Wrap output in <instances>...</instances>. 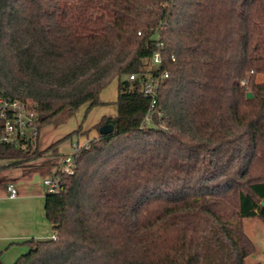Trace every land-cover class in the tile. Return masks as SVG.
<instances>
[{"label": "trees", "instance_id": "1", "mask_svg": "<svg viewBox=\"0 0 264 264\" xmlns=\"http://www.w3.org/2000/svg\"><path fill=\"white\" fill-rule=\"evenodd\" d=\"M159 41L169 77L145 125L150 101L129 77ZM258 76L264 0H0V98L34 103L40 133L100 106L119 81L118 115L95 127L114 131L82 148L75 174L46 196L56 238L24 242L14 264H205L214 230L222 264H246L255 245L242 220L264 219ZM74 135L43 151L39 138L0 143V170L57 156Z\"/></svg>", "mask_w": 264, "mask_h": 264}, {"label": "crops", "instance_id": "2", "mask_svg": "<svg viewBox=\"0 0 264 264\" xmlns=\"http://www.w3.org/2000/svg\"><path fill=\"white\" fill-rule=\"evenodd\" d=\"M118 89L119 81L115 79L109 87L102 91L100 95V106L89 110V105L87 104L77 111V113H81L84 123L77 129H80L81 135H79L77 144H74L75 146L89 145L92 140L99 137V131L95 127L104 118H115L118 115ZM44 129L40 133L38 143L41 151L57 142L54 139L50 140V137L48 138V132ZM59 164L60 160L58 162L53 161L51 164L53 171H50L51 175L45 177V179L57 174ZM3 166L4 163L0 162V168ZM17 183L20 184L18 179ZM29 183L23 188V186L18 187L13 182H7L4 188H0V253H2V264H9L11 261H16L21 255L27 253L29 249L22 245L24 242L33 239L49 240L54 235L52 226L45 215L47 192L44 193L39 186L36 189L34 184ZM9 184H13L16 187L18 192L17 197H9L7 190ZM15 245H19V249L11 256V261L7 262L4 260L3 254L8 253L7 250H11ZM19 254L21 255L19 256Z\"/></svg>", "mask_w": 264, "mask_h": 264}, {"label": "built area", "instance_id": "3", "mask_svg": "<svg viewBox=\"0 0 264 264\" xmlns=\"http://www.w3.org/2000/svg\"><path fill=\"white\" fill-rule=\"evenodd\" d=\"M141 35V33H139ZM165 44L157 42L154 53L146 62L145 69L138 74H132L131 81L142 80L143 96L150 101V111L146 116L145 125L152 121L153 113L156 109L159 99V93L165 79L169 77L168 73H161L163 66V50ZM253 73V72H251ZM246 81L242 84L246 85ZM161 113L159 114V117ZM40 115L36 110V105L30 101L11 100L0 98V143H6L21 146L25 141H36L40 136L39 122ZM89 145L75 146L72 155H66L61 158L56 175L44 180L47 194H58L61 192V177L72 176L77 169L76 156L82 148H88ZM10 198L17 197V189L13 184L7 186ZM55 239V235L52 237Z\"/></svg>", "mask_w": 264, "mask_h": 264}, {"label": "rangeland", "instance_id": "4", "mask_svg": "<svg viewBox=\"0 0 264 264\" xmlns=\"http://www.w3.org/2000/svg\"><path fill=\"white\" fill-rule=\"evenodd\" d=\"M257 81L264 82V77L258 76ZM83 123L81 113L76 112V114L67 121L60 124H51L44 130L48 132V138L50 137V140L54 139L58 142L64 139L65 136L67 137L68 134H74V131L83 125ZM78 141L79 135H74L72 138L65 139L59 144L57 156L48 155L20 168L1 169L0 188H4L7 182H13L18 187L23 186V188L26 184L31 182L32 185L34 184V186H36V189L39 186L43 192L46 193V187L43 186L44 179L51 175L50 171H53L51 164L53 161L58 162L60 160L61 162V158L66 155H72L74 153V144H77ZM17 179L20 184L17 183ZM242 223L246 235L255 245V252L247 259L246 264H264V219L246 218L242 220ZM18 249L19 245H15L11 250H7L8 253L3 254L4 260L7 262L11 261V256ZM226 250L227 248L225 247L224 240L217 230H214L206 239L205 264H222L227 257ZM20 255L21 254H19V256ZM14 261L9 262V264H14Z\"/></svg>", "mask_w": 264, "mask_h": 264}, {"label": "water", "instance_id": "5", "mask_svg": "<svg viewBox=\"0 0 264 264\" xmlns=\"http://www.w3.org/2000/svg\"><path fill=\"white\" fill-rule=\"evenodd\" d=\"M247 98L248 99H252L253 98V94L251 92H249L247 94ZM114 131V127L111 124H107L101 127V129L99 130L100 135H107L110 134Z\"/></svg>", "mask_w": 264, "mask_h": 264}]
</instances>
